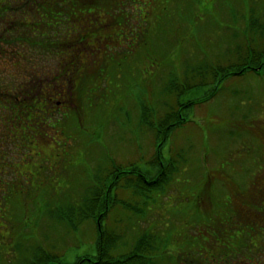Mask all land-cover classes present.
<instances>
[{
  "label": "rangeland",
  "instance_id": "rangeland-1",
  "mask_svg": "<svg viewBox=\"0 0 264 264\" xmlns=\"http://www.w3.org/2000/svg\"><path fill=\"white\" fill-rule=\"evenodd\" d=\"M135 1L138 3L133 5L134 11L129 4L123 5L120 10L113 13L116 18L113 17L114 24L120 17H124L127 21L128 16L133 15L134 19L130 20L131 25L126 26L129 29L120 28L112 34L124 38L125 44L120 39L118 43L128 48L131 45V48L126 57L120 58L122 66L113 72L114 78H110L95 95L98 98L97 107L89 112L86 110L85 131L93 134V143L86 142L85 133L81 134V140L79 136L77 137L80 140L78 143L72 141L67 132L62 133L52 129L49 123L35 125V122H29L28 130L30 128L32 130L31 124H33L37 136L29 145L28 155L23 161L21 156L23 157L25 153L22 155V150L10 154L8 147L7 160L11 167L9 166L6 176L7 192L4 190L1 198L2 214L8 215L6 205L12 194L8 188L20 187L18 189L22 191L28 189L36 195L47 192L58 194L66 186H70V183L76 181L79 183L75 184L77 189L80 185H86L98 170L96 159L101 154L104 159L111 155L113 161L118 164L140 160L142 155L137 150L142 151L144 159L152 157L154 153L152 133L140 123L138 124L137 115L131 112L136 97L139 100L142 98L146 103L153 98L151 101L155 104L171 73L181 77L185 59L196 63L200 56L202 58L205 56L204 60L215 62L217 58L220 60L218 55L221 51L227 52L230 56L234 45L238 40L243 39L240 33L239 35L237 33V37H232L235 32H241L244 26L246 5L242 0H233L231 3L228 0H201V4L202 2L204 4L201 10L212 8L215 16L212 17L210 12L198 10L194 23L188 25L186 22H181L177 15L179 13L183 16L185 11V2L181 0ZM254 5L260 6L261 3L247 4L250 9ZM230 9L233 10V17L229 12ZM175 11L176 16L171 17V24L180 31V34L169 38V43L172 41L174 45L166 49L161 30L166 27L165 19L169 16L167 14ZM101 13L102 20L106 18V22H110L111 18L104 17V12ZM60 20L62 19L55 16V21ZM81 21L86 22L85 19ZM259 23L263 24V22ZM198 25L199 31L196 33ZM132 26L134 30H131ZM135 28L136 32H134ZM68 29L71 27L68 26L66 29L61 25L57 31L65 32ZM54 31H56L55 25ZM142 36H144L145 45L140 41ZM70 37L71 35L61 34L57 35V40L66 42L70 40ZM153 44L155 48L159 47L156 52L151 51ZM15 61L18 62L17 59L7 57L0 60V66L12 69ZM61 61L64 62V57L57 55L56 52L48 57H40L38 71L33 77L39 81L43 80L42 78H45L47 74L52 75L54 68H57ZM88 61L90 67H95L97 64L94 60ZM21 62L27 74H10L9 69L6 76L9 87H12L11 84L30 80L31 59L24 58ZM110 67L114 69L112 65ZM44 82L42 81L41 84L43 85ZM149 86H153L154 88H151L156 90L152 97L148 91ZM221 88L217 96L195 107L192 114L188 116L189 120L176 129L171 139L167 141L164 157L176 160L173 177L162 193H157L146 201L141 213L131 214V219L128 218L130 215H123L124 226L118 231L124 234L119 242L120 251L131 249L133 241L141 231L145 230L158 237L156 239L158 262L175 264L180 254L187 262L190 259L205 260L208 258L207 240L210 237L208 227L211 215H209L210 209L207 202L209 196L213 195L222 199L229 194L227 184L230 181L247 185L254 179H264V69L259 74L246 72L241 77H228L223 81ZM24 91H26L25 88L22 89L23 93ZM26 92L30 103L31 93L29 90ZM40 93L44 100L49 92L38 90L37 103L46 105L41 108L42 111L51 112L48 103L39 99ZM203 94L204 92L189 93L185 95V99H192ZM69 96L66 91L64 100ZM126 106L130 107L128 115L131 117L130 123L127 116L122 115L123 111L128 110ZM114 108L117 109V113ZM136 111L137 109L135 114H137ZM94 114L96 117L101 115L109 119H101L102 121L96 127H91L93 119L90 116ZM116 114L119 116L114 118ZM24 127L25 125L19 126L13 131L17 133ZM22 163L26 167L20 166ZM25 203L21 205L28 211L35 207L33 204L29 206ZM8 208L14 210L10 205ZM196 213H200L201 218L195 219ZM26 218L31 224L34 213L28 214ZM11 222H13L12 219ZM45 225L46 223L41 225L36 233H33V237L38 236L39 231L45 234L46 230L43 231ZM14 226L15 223L11 227L10 222L0 219V246L2 242L4 247L1 251L2 262H9L10 253L5 247L7 244L8 248L11 246L8 240L13 237L11 230L16 231L13 229ZM54 230L60 245L74 244L72 243L75 239L73 233L65 231L58 224ZM49 235L52 234L49 233ZM86 236L85 233H81L78 240H83Z\"/></svg>",
  "mask_w": 264,
  "mask_h": 264
},
{
  "label": "trees",
  "instance_id": "trees-1",
  "mask_svg": "<svg viewBox=\"0 0 264 264\" xmlns=\"http://www.w3.org/2000/svg\"><path fill=\"white\" fill-rule=\"evenodd\" d=\"M228 1L231 3L233 0ZM181 2H185V11L183 16L179 13L177 15L181 22H186V25L194 23L198 10L210 12L212 17L215 16L212 8L201 10V6L204 5L203 2V5L201 4V0H181ZM242 2L246 6L249 2L261 3V5H254L251 9L249 6H245L243 29L241 32H235L232 36L235 38L237 33L238 35L240 33L243 39L242 41L238 40L234 45L231 50L233 53L230 56L227 52L221 51L218 55L220 60L217 58L215 62L204 60L205 56L203 58L200 56L196 63L185 59L182 64L183 74L180 77L171 73L161 90L162 92L158 95L156 100L158 105L156 102V106L152 103L151 99L153 98H150V101L146 103L142 98L139 100L136 97V101L133 102L134 106L131 112L137 115L138 124L140 123L152 133L154 146L152 157L144 159L142 151L137 150L142 155L140 160L118 164L113 161L111 155L104 159L101 154L96 159L98 170L96 169V173L86 185H80V188L77 189L75 188L77 187L75 184H79L77 181L70 183L71 185L66 186L60 191L61 193L59 192L60 194L47 192L43 195H36L35 192H29L28 189L22 191L18 189L20 187L8 188L9 192L10 190L12 192L9 196L10 201L6 205L8 215L2 214V189L0 187V219L10 222L11 227L15 223L13 229L16 230L15 232L11 230L13 237L8 240L11 246L8 248L7 244L5 247L10 253L8 255L9 262H2L1 251L4 247L1 242L0 264L163 263L156 260L157 236L149 231H141L133 241L131 249L120 251L119 242L124 234H120L118 231L124 226L123 215L128 214L130 215L128 218L131 219V214L141 213L142 206L146 205V201L155 194L162 193L171 181L175 172L174 162L176 160L165 158L164 149L174 131L189 120L188 116L192 114L194 108L217 96L222 90L221 86L226 78L241 77L246 72L259 74L264 69V0H242ZM137 3L135 0H54L55 16L62 19L59 22L55 21L54 51L57 55L64 57V62L58 63L52 75L47 74L45 78H42L43 80L38 81L39 92H49L44 100L40 93L39 99L48 103L51 108V112H45L41 108L46 105L38 104V125L49 123L52 129H57L62 133L67 132L70 139L78 143L81 140V134L85 133L86 142L93 143V134L85 131L87 128L86 110L89 112L97 107L98 98L95 95L101 91L110 78H114L115 73L113 72L122 66L120 58L126 57L131 48V45L129 48L123 45L125 44L124 38L112 34L120 28L129 29L126 26L131 25L130 20L134 19L133 15H129L127 21L124 20V17H120L114 24L113 13L120 10L123 5L130 4V7H133ZM101 12H104V17L111 18L112 22L111 20L106 22V18L102 20ZM229 12L233 17V10L230 9ZM167 15L169 16L165 19L166 27L161 30L166 49L174 45L172 41L169 43V38L180 34V31L171 24V17L176 16V11ZM83 19L86 20L85 23L81 21ZM259 22H263V24ZM61 25L66 29L70 26L71 29L65 32L57 31ZM198 27L199 25L196 29ZM131 30H134L133 26ZM136 30L135 28L134 32ZM198 31L199 28L196 33ZM61 34L71 35L70 40L65 39L66 42H60L57 40V35ZM119 39L123 42L122 45L118 43ZM115 40L117 41L115 42ZM140 41L145 45L144 36L140 37ZM158 49L159 47L155 48L154 44L151 47L153 52ZM116 52L119 54H115ZM204 55L206 54L204 53ZM97 59L99 60L96 61ZM88 60H94V63H97L95 67H90ZM111 65L114 69H111ZM42 81H45L43 85ZM151 87L154 88L153 86L148 87V91L151 93L150 97L156 91ZM66 91L70 96L64 100ZM199 92H204V94L192 99H185L186 94ZM126 107L128 110L123 111L122 115L127 116L128 123H130L131 117L128 116L130 107ZM114 109L117 113V109ZM136 109L137 114H135ZM118 116L116 114L114 118ZM90 117L93 119L91 127H96L103 119H109L101 115L96 117L95 114ZM21 120L29 127L28 124L31 120H27L26 114ZM78 136L80 140L77 139ZM17 141L21 145L22 155L25 153L23 157L21 156L24 159L28 155L29 145L32 143L31 129L27 128V134ZM6 189L7 184L5 192H7ZM21 203L29 206L33 204L35 207L28 211L23 208ZM8 205L12 206L15 211L8 208ZM32 212L34 220L30 224L27 222L26 216ZM45 223L43 230H46L45 234L39 231L38 236L33 237V233H36V230ZM57 224L65 231L75 235L73 245H65V243L60 245V242H57L58 238H56L54 230ZM84 225H86V229ZM81 233H85L87 236L83 240H78ZM62 241L64 242V240Z\"/></svg>",
  "mask_w": 264,
  "mask_h": 264
},
{
  "label": "flooded vegetation",
  "instance_id": "flooded-vegetation-1",
  "mask_svg": "<svg viewBox=\"0 0 264 264\" xmlns=\"http://www.w3.org/2000/svg\"><path fill=\"white\" fill-rule=\"evenodd\" d=\"M54 0H0V60L7 57L17 59L12 69L0 66V187L2 194L7 184V153L20 151L17 139L27 134L21 118L35 122L38 118V81L33 77L38 71V59L54 54ZM41 52V54H40ZM24 58L31 59L30 80L11 84L6 76L27 74L22 64ZM31 93L28 102V94ZM12 90L14 92H8ZM24 114V115H23ZM21 116V117H20ZM30 116V118H28ZM28 122V121H26ZM25 127L14 133L13 129ZM32 141L35 139L31 124ZM31 129V128H30ZM11 130V131H10ZM23 161V159L21 160ZM28 163V162H27ZM26 163V164H27ZM20 166H24L22 163ZM229 194L222 199L209 196L208 258L190 259L180 254L176 264H264V179L251 184H227ZM198 212H201L198 210ZM201 218L196 213L195 219Z\"/></svg>",
  "mask_w": 264,
  "mask_h": 264
}]
</instances>
